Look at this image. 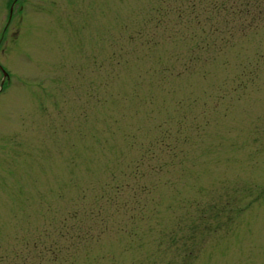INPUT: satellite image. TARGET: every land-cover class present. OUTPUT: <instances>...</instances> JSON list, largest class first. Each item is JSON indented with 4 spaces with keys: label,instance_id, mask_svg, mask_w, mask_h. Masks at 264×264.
Listing matches in <instances>:
<instances>
[{
    "label": "rangeland",
    "instance_id": "1",
    "mask_svg": "<svg viewBox=\"0 0 264 264\" xmlns=\"http://www.w3.org/2000/svg\"><path fill=\"white\" fill-rule=\"evenodd\" d=\"M0 264H264V0H0Z\"/></svg>",
    "mask_w": 264,
    "mask_h": 264
}]
</instances>
